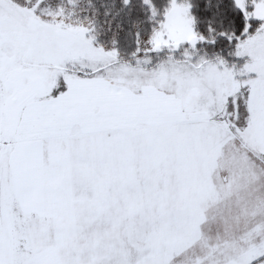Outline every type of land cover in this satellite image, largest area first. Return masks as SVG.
<instances>
[{"label": "snow or ice", "instance_id": "1", "mask_svg": "<svg viewBox=\"0 0 264 264\" xmlns=\"http://www.w3.org/2000/svg\"><path fill=\"white\" fill-rule=\"evenodd\" d=\"M0 264H264V0H0Z\"/></svg>", "mask_w": 264, "mask_h": 264}, {"label": "rangeland", "instance_id": "2", "mask_svg": "<svg viewBox=\"0 0 264 264\" xmlns=\"http://www.w3.org/2000/svg\"><path fill=\"white\" fill-rule=\"evenodd\" d=\"M243 183L244 182L242 181L241 184L243 185ZM245 195L246 189L244 187H240L239 193H237L235 189L229 192L225 186L222 187L220 191L219 205H217L215 201L209 205V216L210 218H214L213 226L221 235H228L239 226L237 223L236 205L238 199ZM229 205L233 207L231 212H228L227 210L224 211L223 214L217 212V207L226 209Z\"/></svg>", "mask_w": 264, "mask_h": 264}]
</instances>
